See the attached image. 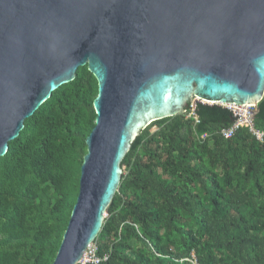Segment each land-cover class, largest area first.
I'll use <instances>...</instances> for the list:
<instances>
[{
    "label": "water",
    "instance_id": "95a60500",
    "mask_svg": "<svg viewBox=\"0 0 264 264\" xmlns=\"http://www.w3.org/2000/svg\"><path fill=\"white\" fill-rule=\"evenodd\" d=\"M86 66L97 82L78 193L52 264H82L150 124L264 96V0H0V158Z\"/></svg>",
    "mask_w": 264,
    "mask_h": 264
},
{
    "label": "trees",
    "instance_id": "16d2710c",
    "mask_svg": "<svg viewBox=\"0 0 264 264\" xmlns=\"http://www.w3.org/2000/svg\"><path fill=\"white\" fill-rule=\"evenodd\" d=\"M97 82L87 67L24 121L0 158V264H52L78 193ZM150 124L124 157L94 241L99 264H264V143L232 113ZM264 131V96L252 119ZM204 136V137H202Z\"/></svg>",
    "mask_w": 264,
    "mask_h": 264
},
{
    "label": "built area",
    "instance_id": "2783aa9c",
    "mask_svg": "<svg viewBox=\"0 0 264 264\" xmlns=\"http://www.w3.org/2000/svg\"><path fill=\"white\" fill-rule=\"evenodd\" d=\"M196 103H202L203 102H199L196 101ZM196 103L193 105H190V115L192 116L191 118L194 119L195 123H197V119L194 115V109L196 106ZM223 108H226L227 110H229L234 118V122L232 124V126L228 129H224L221 131V136L225 139H229L233 136L234 132L236 130H238L239 128H248L249 132L254 136V138L256 139V141H258L259 143H264V131H259V130H255L253 128L252 125V117H253V113H251V109L253 107L250 106H234V105H220ZM254 109V108H253ZM188 114V115H189ZM204 137V136H202ZM107 257L105 256L103 259H100L97 257L96 255V248L94 245H91L85 254L84 260L82 264H99L100 262H102L103 260H106Z\"/></svg>",
    "mask_w": 264,
    "mask_h": 264
},
{
    "label": "clouds",
    "instance_id": "9594fccd",
    "mask_svg": "<svg viewBox=\"0 0 264 264\" xmlns=\"http://www.w3.org/2000/svg\"><path fill=\"white\" fill-rule=\"evenodd\" d=\"M195 101H199V100H195ZM199 102H202V101H199ZM203 103H204V104H207V103H205V102H203ZM196 104H197V103H196ZM201 104H202V103H201ZM190 105H191V104H190ZM190 105H189V106H190ZM208 105H211V104H208ZM218 106H220V105H218ZM189 113H190V112H189ZM189 113H188V114H189ZM188 114H187L186 116H188ZM187 118H188V117H187ZM189 118H191V117H189ZM196 119H197V118H196ZM197 121H198V120H197ZM93 245H94V244H93ZM192 258H193V261L190 260V259H189L188 261H190L192 264H197V263H196V260H194V257H192Z\"/></svg>",
    "mask_w": 264,
    "mask_h": 264
},
{
    "label": "rangeland",
    "instance_id": "374dc122",
    "mask_svg": "<svg viewBox=\"0 0 264 264\" xmlns=\"http://www.w3.org/2000/svg\"><path fill=\"white\" fill-rule=\"evenodd\" d=\"M195 103H196V101L192 100V102L190 104L194 105ZM250 111H251V113H254L255 109L252 108ZM187 117L189 118V117H192V116L189 114Z\"/></svg>",
    "mask_w": 264,
    "mask_h": 264
}]
</instances>
